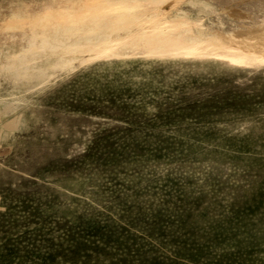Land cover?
<instances>
[{
  "label": "rangeland",
  "instance_id": "374dc122",
  "mask_svg": "<svg viewBox=\"0 0 264 264\" xmlns=\"http://www.w3.org/2000/svg\"><path fill=\"white\" fill-rule=\"evenodd\" d=\"M64 1L0 0V264H264V0Z\"/></svg>",
  "mask_w": 264,
  "mask_h": 264
},
{
  "label": "bare ground",
  "instance_id": "6f19581e",
  "mask_svg": "<svg viewBox=\"0 0 264 264\" xmlns=\"http://www.w3.org/2000/svg\"><path fill=\"white\" fill-rule=\"evenodd\" d=\"M62 1V0H61ZM64 1V0H63ZM211 1V0H210ZM207 2V1H206ZM209 2V1H208ZM59 3V2H58ZM64 3H66L64 1ZM63 4V3H62ZM68 3H66L67 5ZM60 5V3L58 4ZM211 5V4H210ZM53 6V5H51ZM64 6V5H61ZM60 6V7H61ZM140 5L138 4H132V2L130 0H124V2H122L121 4H119V6H117L116 8L111 7V10L115 13H117L118 15V19L119 20H124L127 16V18L129 17V19L132 20H137V18L133 15V12L136 11V9L139 7ZM50 7V6H48ZM227 9V8H226ZM231 9V8H230ZM47 10V8H46ZM196 10V9H194ZM232 14L239 16L240 18L243 17V14L240 10L232 8L231 10ZM44 12V11H43ZM223 12V11H222ZM192 13V12H191ZM230 13V12H229ZM228 13V14H229ZM212 14V12H211ZM214 15V14H213ZM230 15V14H229ZM233 15V16H234ZM248 16V15H247ZM245 16V18L247 17ZM210 17V16H209ZM235 17V16H234ZM207 18V17H206ZM211 18V17H210ZM216 18V17H215ZM229 18H227L228 20ZM231 19H232V15H231ZM242 19V18H241ZM210 20V19H209ZM203 21V20H202ZM245 21V20H244ZM219 22V21H218ZM220 23V22H219ZM217 23V24H219ZM231 23V22H230ZM205 25V24H204ZM220 25V24H219ZM251 25V24H250ZM258 25V24H257ZM228 26V25H227ZM203 27V25H202ZM252 27V26H251ZM256 27V25H255ZM209 29V28H208ZM207 29V30H208ZM248 29V27H247ZM211 30V29H209ZM208 30V32H209ZM225 30V29H224ZM238 30V29H236ZM215 31V30H214ZM224 32V31H223ZM231 32V31H230ZM234 32V31H233ZM216 33V32H215ZM219 33V32H218ZM227 33V32H225ZM206 35V34H205ZM229 36V35H228ZM225 36L224 34L219 33L218 37L221 40V44L222 47H226V48H222L221 52H224L225 56L228 57L229 59H235L237 57H244L245 55H257L258 58L261 60V63L263 61L264 63V28L262 29H252L249 28L248 30H241L239 32L236 33L235 38L232 37H228ZM209 37V36H208ZM217 38V36H216ZM217 38V39H219ZM116 39V38H115ZM215 39V38H213ZM215 44V43H214ZM191 52H188V55H191ZM195 54H200L198 52H195ZM260 63V62H259ZM262 63V64H263ZM69 71V70H68ZM57 73V72H56Z\"/></svg>",
  "mask_w": 264,
  "mask_h": 264
}]
</instances>
